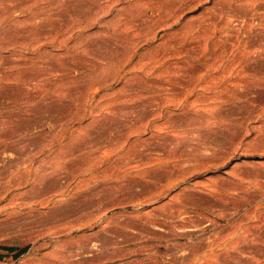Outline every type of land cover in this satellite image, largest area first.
<instances>
[{
  "label": "rangeland",
  "instance_id": "obj_1",
  "mask_svg": "<svg viewBox=\"0 0 264 264\" xmlns=\"http://www.w3.org/2000/svg\"><path fill=\"white\" fill-rule=\"evenodd\" d=\"M0 264H264V0H0Z\"/></svg>",
  "mask_w": 264,
  "mask_h": 264
}]
</instances>
